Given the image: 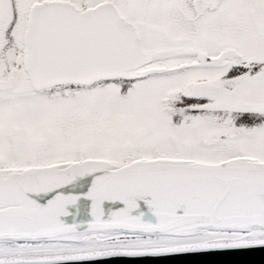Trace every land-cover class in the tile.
I'll list each match as a JSON object with an SVG mask.
<instances>
[{
  "label": "snow or ice",
  "instance_id": "1",
  "mask_svg": "<svg viewBox=\"0 0 264 264\" xmlns=\"http://www.w3.org/2000/svg\"><path fill=\"white\" fill-rule=\"evenodd\" d=\"M256 249L264 0H0V264Z\"/></svg>",
  "mask_w": 264,
  "mask_h": 264
},
{
  "label": "water",
  "instance_id": "2",
  "mask_svg": "<svg viewBox=\"0 0 264 264\" xmlns=\"http://www.w3.org/2000/svg\"><path fill=\"white\" fill-rule=\"evenodd\" d=\"M246 261L248 264H264V249H256L240 254L209 255L202 257H178L164 260H137V261H112L109 264H177L178 261Z\"/></svg>",
  "mask_w": 264,
  "mask_h": 264
}]
</instances>
